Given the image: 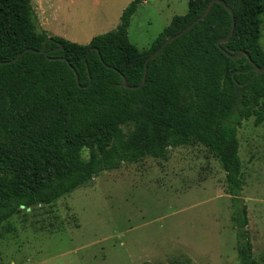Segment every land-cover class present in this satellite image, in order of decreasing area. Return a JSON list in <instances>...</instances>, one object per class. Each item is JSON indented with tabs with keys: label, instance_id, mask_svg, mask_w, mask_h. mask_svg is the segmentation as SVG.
<instances>
[{
	"label": "trees",
	"instance_id": "obj_1",
	"mask_svg": "<svg viewBox=\"0 0 264 264\" xmlns=\"http://www.w3.org/2000/svg\"><path fill=\"white\" fill-rule=\"evenodd\" d=\"M209 1L188 0L186 13L174 15L140 50L129 41L128 26L143 0H131L117 25L87 44L44 30L34 0H0V61H9L0 64V227L22 208L52 204L102 171L145 157L166 160L174 147L208 145L231 198L238 264H256L237 130L249 118L264 122V73L252 76L246 55L231 59L223 50L245 51L264 67L262 1L224 0L235 25L219 45L232 18L215 3L148 61L140 87L122 86V75L129 86L140 84L145 59Z\"/></svg>",
	"mask_w": 264,
	"mask_h": 264
},
{
	"label": "rangeland",
	"instance_id": "obj_2",
	"mask_svg": "<svg viewBox=\"0 0 264 264\" xmlns=\"http://www.w3.org/2000/svg\"><path fill=\"white\" fill-rule=\"evenodd\" d=\"M186 11L184 0H150L138 7L128 35L146 48L171 12ZM237 138L252 257L264 264V122L243 120ZM231 213L211 148L174 147L166 160L123 163L52 204L22 208L0 227V264H238Z\"/></svg>",
	"mask_w": 264,
	"mask_h": 264
},
{
	"label": "crops",
	"instance_id": "obj_3",
	"mask_svg": "<svg viewBox=\"0 0 264 264\" xmlns=\"http://www.w3.org/2000/svg\"><path fill=\"white\" fill-rule=\"evenodd\" d=\"M130 1L131 0H34L36 12L43 29L78 44L89 43L93 37L115 27L122 10ZM149 1L150 0H143L141 4H148ZM184 1H186L188 6V0ZM150 6L149 4L148 7ZM168 7L169 6H167V8ZM136 12L130 18L128 28H130L131 20ZM174 15L178 14L176 12H171L167 23L170 22ZM160 33L161 32H159L156 37ZM156 37L150 41L148 47ZM128 38L130 42L134 44L129 35Z\"/></svg>",
	"mask_w": 264,
	"mask_h": 264
},
{
	"label": "water",
	"instance_id": "obj_4",
	"mask_svg": "<svg viewBox=\"0 0 264 264\" xmlns=\"http://www.w3.org/2000/svg\"><path fill=\"white\" fill-rule=\"evenodd\" d=\"M215 3H220L222 4L228 11L229 13L231 14V27H230V30L227 34V36L223 39H219L216 44L219 45L220 43L222 42H226L230 36L232 35L233 33V29H234V25H235V21H234V16H233V11L232 9L225 3L224 0H210L204 11L196 18L194 19L191 23H189L185 28H183L181 31H179L178 33L166 38L162 44L153 52L151 53L144 61V66H145V70H144V75H143V79L142 81L140 82V84L138 85H135V86H129L126 82V79L125 77L122 75V78H123V81H122V86L124 87H128V88H138L140 87L144 81H145V76H146V70H147V64H148V61L152 58H154L156 55L159 54V52L167 45L171 44L176 38L180 37L182 34H184L185 32H187L190 28H192L195 24H197L200 20H202L208 13L209 11L211 10V8L213 7V5ZM61 46H59L60 48ZM45 48V43L43 44V47L38 51V52H42ZM94 50L98 51L97 48H94ZM223 52L231 59H236V58H240L241 56L243 55H246L247 59L250 61L251 65L253 66V74L252 76L258 74V73H264V67H260L258 65H256L254 63V61L250 58V56L245 52V51H241L239 53H236V54H230L228 53L227 51L223 50ZM47 55V52L45 53ZM19 57V55L14 58L12 61H15L17 58ZM9 61H0V64L2 63H8ZM74 70V69H73ZM74 73H75V76H76V81H77V84L79 85V77H78V74L76 73V71L74 70Z\"/></svg>",
	"mask_w": 264,
	"mask_h": 264
}]
</instances>
